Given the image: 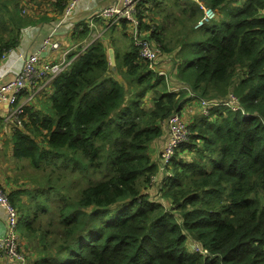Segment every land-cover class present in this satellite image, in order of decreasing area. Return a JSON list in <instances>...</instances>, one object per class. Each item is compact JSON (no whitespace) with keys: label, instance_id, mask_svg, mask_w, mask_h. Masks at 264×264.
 Listing matches in <instances>:
<instances>
[{"label":"trees","instance_id":"obj_1","mask_svg":"<svg viewBox=\"0 0 264 264\" xmlns=\"http://www.w3.org/2000/svg\"><path fill=\"white\" fill-rule=\"evenodd\" d=\"M201 1L225 17L199 32V4L177 3L192 20L176 69L185 88L169 89L133 44L117 57L126 79L120 84L97 39L50 81L52 116L27 107L29 120L13 127V157L45 172V188L22 190L27 204L9 195L27 213L20 236L30 242L53 234L52 243H40L49 250L43 264H264V0ZM139 19L159 45L155 27ZM26 23L16 1L0 0V58ZM188 93L208 101L233 93L239 107H212L186 125L190 141L160 169L148 146L181 113ZM184 146L189 159L181 157ZM77 169L91 180L75 190L66 171ZM188 235L197 250L187 248Z\"/></svg>","mask_w":264,"mask_h":264},{"label":"crops","instance_id":"obj_2","mask_svg":"<svg viewBox=\"0 0 264 264\" xmlns=\"http://www.w3.org/2000/svg\"><path fill=\"white\" fill-rule=\"evenodd\" d=\"M25 1H27L26 17L28 23L20 28L18 35V43L14 47L6 51L0 58V83L13 78L17 73H19L23 65L24 57L35 50H39V54L42 56V58H48L50 60L59 57L60 51L65 48L70 47L72 48V51L77 50L78 47L83 42L87 41L89 35H91L95 31L100 30L102 27L101 25V23L103 22L102 18H97V19L95 18L94 20H92L90 17L94 14L95 11L101 10L102 8L114 3L116 0H77L70 16H68L67 20L61 24H59V20L62 17L61 14L62 7L60 4V0H25ZM168 1H170V3L173 6V9L169 13H164L166 6L170 4L169 2H165V0L163 1L146 0V2L142 4L143 6L141 5V8L144 10L142 13V15L144 16L143 20H147L146 15L150 9H154V12H156L154 18L156 19L155 23L157 25L156 26L153 25V27H155V29L157 30L158 38L162 40L161 54L157 56V59H160V61L157 62L156 69L164 70L165 72L164 76L166 77L165 80L166 82H169L168 81L169 74L167 70L171 66L170 64L167 63L169 61V57L166 54L174 50L173 48H172L173 50H171L170 46H168L169 47L168 51L167 52L165 51L164 25L166 24V20H173L175 29L177 31L180 30L178 32L177 41L180 37L184 35V15L181 14L177 6V3L182 4L184 0H168ZM148 6L150 7L148 10H146V8L144 7H148ZM156 10H162L163 14L157 13ZM90 23H92L91 27L88 26ZM145 23H147V21ZM126 26L127 25L125 23H121L116 27L113 26L114 28L112 30H110L109 32L108 31L104 32V34H106V37L105 38L102 37L100 39L102 40L104 46L106 47L107 58L110 65V70L112 71H117L116 68L117 59L119 58L120 55L124 53V51L128 50L131 47V44H133V35L131 33V30ZM53 29L56 30V33L51 37V40H55V39L60 40L61 41L60 48L54 50L52 48L45 47L41 49L44 39H46L48 35H50L53 32L52 31ZM147 29H151V28H147ZM125 39L130 40V45L127 48H124ZM159 45H161V43ZM110 49L112 50V56H113L112 61L109 55ZM178 51L173 54L174 57L173 62H176L177 67L181 64L182 61V59L180 60L179 56L177 55ZM121 70H124V67H122ZM112 76L116 78L114 74H112ZM177 85H178L177 82L172 81L170 87L168 88L171 89L173 87H177ZM40 93L42 92L40 91L38 94ZM24 99H25V94L24 92H22L18 97L17 103L18 104L23 103ZM194 101L195 99H190L183 104L182 111L180 113L183 118H184L185 105ZM198 105L200 109L201 106L199 101H198ZM4 111H5L4 107L0 106V169L2 167L5 168V165L7 164L6 159H8L9 162L8 167L10 168L8 173L10 175V179L1 180L0 177V182L4 185V189L10 195L11 198L16 199V202H23L27 204L26 198H24L23 196L25 193L22 192V190H29L31 188L27 187L26 184L23 183L22 176L20 175V173L18 174L17 172L18 170H16L14 168V165L12 164L14 160L19 161L21 159L20 158L16 159L13 157L12 154L13 146L11 140L13 127L3 122L2 116ZM186 125L188 124L186 123ZM162 129H163L162 135L159 138L153 140L148 146V153L151 157V160L158 165V168L160 166V152L163 149L168 139V132L165 123L162 125ZM4 229H5V212L3 208L0 206V235L3 234ZM22 240L25 241L26 239L21 236V244H22ZM37 247L38 249L34 251H37L39 256L37 254H34L35 257H33L31 260L27 258L28 261L26 264H43V258L47 257L49 250L43 249L40 243L37 244ZM40 250H43L44 253L40 252ZM0 264H22V263H20V261L17 260H11L3 252H0Z\"/></svg>","mask_w":264,"mask_h":264},{"label":"built area","instance_id":"obj_3","mask_svg":"<svg viewBox=\"0 0 264 264\" xmlns=\"http://www.w3.org/2000/svg\"><path fill=\"white\" fill-rule=\"evenodd\" d=\"M76 1L77 0L66 1L59 24L64 23L68 16H70ZM141 1L142 0H116L114 3L101 10L95 11L91 18H102L104 20L102 28L95 32L88 41L83 42L75 51H72L70 47L65 48L60 51L59 57L53 60L42 58L39 54V50L27 54L23 59L20 72L13 78L0 83V106H3L5 109L2 116L3 122L12 127H22L24 105L27 101L32 100L40 91L47 89L53 77L66 69L70 65L72 59L85 49V47L97 40L105 30L121 22H124L131 30L133 43L137 47L139 57L146 62L150 69L157 70L160 74H165L164 70L156 69L159 52L157 45L150 41L140 27L137 5ZM195 1L198 2L202 10V15L197 20L194 27L200 28L210 23V21L216 17V13L215 10L205 5L203 2L199 0ZM260 14L264 15V9L260 10ZM89 26L91 27L92 23H90ZM52 31L53 32L44 39L41 49L45 47L54 50L60 48V40H51V37L56 33L55 29ZM22 92L25 94V99L23 103L18 104V97ZM199 101L204 114H207L211 107L217 105L228 106L231 109L239 107V99L233 93H228L225 97L212 101L204 99H200ZM166 128L168 140L160 152V169H164L165 164L169 163L178 145L188 139L186 123L180 114L171 115L166 123ZM0 206L5 212V229L3 234L0 235V252H3L11 260H17L22 264H26V257L19 241L18 224L20 213L9 200L8 193L1 184ZM202 251L205 252L206 250L203 249Z\"/></svg>","mask_w":264,"mask_h":264},{"label":"rangeland","instance_id":"obj_4","mask_svg":"<svg viewBox=\"0 0 264 264\" xmlns=\"http://www.w3.org/2000/svg\"><path fill=\"white\" fill-rule=\"evenodd\" d=\"M14 1L17 2V10L19 9V12L23 16H27V12H26L27 11V7H26V2L27 1H25V0H14ZM243 1H245V0H235L234 2H232V5L233 4L234 5H241ZM165 2H169V1L165 0ZM141 3H142V1L139 4V10H140L139 11V17L143 18L144 16L142 15V13H143L144 10L141 8ZM171 10H172V8H171L170 4H168V6H166V8H165V12L164 13H169ZM156 11H157V13H162L163 14L162 10H156ZM155 14L156 13H154V9L149 10V12L147 13V15H146L147 23L146 24L148 26H152V25L156 26L157 25L155 23L156 19L154 18ZM224 17L225 16H224L223 12H218L217 11V17L213 20V22L215 21V23L218 24L220 22V19H222ZM143 21H145V20H143ZM191 23H192V20L188 21L187 19H184V35L182 37H180L178 39V41H177L178 32L180 30L177 31L175 29L174 21L173 20H166V24L164 25V29H165V34H164L165 51L166 52L168 51V49H169L168 46H170L171 50L174 49L170 53L166 54L169 57V61L167 63L171 65L170 68H168V70H167V72L169 74V80H168L169 82H166V85H167V87H170V84L172 83V81L178 83L177 87H173V88H171V90L172 89H183L182 84L178 82L177 77H176L175 69H176L177 65H176V62H173L174 61L173 54L180 49L178 51L177 55L179 56V58L181 60L182 59L181 56H182V53L184 51V48H189V46L186 44V42H190V39H189V36H187L188 32L186 30H188V26H190ZM26 24H24V25H26ZM210 24L211 23L207 24L206 26H208ZM116 26L117 25H115V27ZM113 28L114 27L112 26L107 31L109 32ZM201 30H202V28L199 29V32H201ZM102 37L105 38L106 34L102 33L101 38ZM6 38L7 39L10 38L9 34L6 35ZM152 39H154L156 41V39L154 37H152ZM157 41H159L161 43V46H162V40H157ZM183 42H184V47H183ZM124 45H125L124 48L129 47L130 40L129 39H125L124 40ZM191 46L192 45H190V47ZM161 50H162V48H161ZM120 72H123V70H117V71H112L111 70L110 71V73L114 74L115 77L117 78V79L116 78L115 79L120 84L124 85V84H126V79L123 76V74L120 73ZM41 92L42 93L35 95V97L32 100L27 101V103L24 105L23 124L25 122H27L26 121L27 119L29 120V118H27L29 116L28 109H26L29 106H30L29 108H30L31 112H36V114L38 116H42V115H46V116H50V117L52 116V112L49 110V105H50V98H49L50 96L49 95H50L51 89H45V90H43ZM187 96H190L189 93L187 94ZM193 99H195L194 102L188 103L184 107V121L188 125L192 121H197V123H198L203 118V116H208L209 115V114H204L201 108L199 109L198 99L196 97L193 98ZM150 100H151V93L149 92L143 98L142 104L145 105L146 107H149V106H151V101ZM188 100H190V99H188ZM22 127H23V125H22ZM186 130H187V126H186ZM188 130L190 132L189 126H188ZM37 139L39 140L41 138L38 137ZM188 140L190 141V135L188 136L187 141ZM196 143L201 144L200 141H196ZM180 153L182 155L181 157H184L186 159H189L193 155V152L189 151L185 146H184V151H180ZM6 163L7 164L5 165V168L2 167L0 169L1 180L10 179V175L8 173L9 170H10V168L8 167V164H9L8 159H6ZM12 164L14 165V168L16 170H18L17 171L18 174L20 173V175L22 176L23 183H25L27 187L33 188V187L39 186V188H42V189L45 188V186L43 187L42 185H39V182L43 179V175L45 174V172L34 170L29 165L28 161L26 159H24V158H22L19 161L18 160H14L12 162ZM79 171H80L79 169H77L76 171H66L68 175H70L72 178L76 179V181L74 183V189L75 190H78V188L83 186L88 180H91L87 175H85V171L83 173H81ZM99 177H100L99 173H95L92 178L98 179ZM0 184L4 187V185L1 182H0ZM23 196H24V198H26V201H27V199L29 197V194H24ZM15 207L20 212L19 223H21L22 220L24 219V216L27 213L19 209L18 203H17V205H15ZM110 209H113V208H110ZM175 213H177V212H175ZM45 220H46V216H41L40 221H41L42 224L45 223ZM35 224H37V222ZM36 234H38V233H36ZM52 238H53V234L48 233L47 235H43V234L39 235L38 234L30 242H27L25 240L26 241V243H25V241L22 240L21 247H22V250H23V253H24L25 257L28 258L29 260H31L33 257H35L34 254H37L39 256L37 251H34V250L38 249L37 244L38 243H45L46 246H47L48 241L52 243ZM19 241L21 243V236L19 237ZM194 243H195V241L188 235L187 236V241H186L187 248H192L194 250H197V247L194 245ZM40 252L44 253L43 250H40ZM28 259H27V261H28Z\"/></svg>","mask_w":264,"mask_h":264},{"label":"clouds","instance_id":"obj_5","mask_svg":"<svg viewBox=\"0 0 264 264\" xmlns=\"http://www.w3.org/2000/svg\"><path fill=\"white\" fill-rule=\"evenodd\" d=\"M143 1V0H142ZM184 1H187V0H184ZM195 1V0H194ZM199 1H201V0H199ZM197 2V1H196ZM202 2V1H201ZM198 3V2H197ZM204 3V2H203ZM139 4L140 3H138V5H137V11H138V17H139ZM205 4V3H204ZM206 5V4H205ZM263 9V8H262ZM262 9H259V11H258V14H260V10H262ZM214 10V9H213ZM62 13H63V9H62ZM61 13V14H62ZM215 13H216V15H217V11L215 10ZM261 15V14H260ZM92 17V16H91ZM90 17V18H91ZM216 18V17H215ZM214 18V19H215ZM92 20H94L95 18H91ZM97 19V18H96ZM199 19V18H198ZM197 19V20H198ZM197 20H196V22H197ZM195 22V23H196ZM103 23H104V20H103V22L101 23V25H103ZM121 23H124V22H121ZM120 23V24H121ZM195 23H194V25H195ZM120 24H117V25H120ZM88 25V24H87ZM194 25H193V27H194ZM89 26V25H88ZM113 26H115V25H113ZM90 27V26H89ZM112 27V26H111ZM111 27H109L108 29H110ZM127 27V26H126ZM140 27H141V29L145 32V35L149 38V34H150V29H145L144 27H142L141 26V23H140ZM203 27V26H202ZM202 27H200V28H202ZM102 28V27H101ZM195 28V27H194ZM93 29V28H92ZM107 29V30H108ZM195 29H199V28H195ZM101 30V29H100ZM107 30H105L104 32H106ZM99 31V30H98ZM95 32H97V31H95ZM94 32V33H95ZM103 32V33H104ZM94 33H92L91 35H89L88 36V39H87V41L92 37V35L94 34ZM102 35V34H101ZM98 39H101V36L98 38ZM150 39V38H149ZM150 41L152 42V43H154V44H156L154 41H152L151 39H150ZM133 45H134V43H133ZM157 45V47H158V50H159V52H158V55L159 54H161V48H160V46L158 45V44H156ZM135 46V45H134ZM160 61V59H157V62H159ZM153 71H155L157 74H160V73H158V71L157 70H154L153 69ZM161 75H164V74H161ZM165 79H166V77H165ZM183 86V85H182ZM50 86L48 85V88L47 89H51V88H49ZM183 88H185L184 86H183ZM172 90H179V89H172ZM189 95L190 96H187L186 97V101L188 100V99H193V98H195V96H193V94L192 93H189ZM218 98H222V97H218ZM198 99V98H197ZM200 99H198V101H199ZM205 100V99H204ZM208 101V100H207ZM212 101V100H211ZM200 102V101H199ZM217 106H219V105H217ZM213 107H216V106H213ZM212 108V107H211ZM210 108V109H211ZM210 109L208 110V113L207 114H209V111H210ZM181 115V114H180ZM183 118V117H182ZM184 119V118H183ZM23 125V124H22ZM20 128H23V127H20ZM3 187V186H2ZM4 188V187H3ZM6 191V190H5ZM8 197H9V194H8ZM10 200V199H9ZM15 206V205H14ZM18 210V209H17ZM20 213V212H19ZM195 245V244H194ZM26 262H27V258H26Z\"/></svg>","mask_w":264,"mask_h":264},{"label":"water","instance_id":"obj_6","mask_svg":"<svg viewBox=\"0 0 264 264\" xmlns=\"http://www.w3.org/2000/svg\"><path fill=\"white\" fill-rule=\"evenodd\" d=\"M109 55H110V59L112 61L113 60V56H112V50L111 49L109 50Z\"/></svg>","mask_w":264,"mask_h":264}]
</instances>
